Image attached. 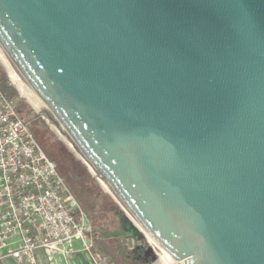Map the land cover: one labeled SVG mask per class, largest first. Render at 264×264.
I'll use <instances>...</instances> for the list:
<instances>
[{
  "label": "water",
  "instance_id": "95a60500",
  "mask_svg": "<svg viewBox=\"0 0 264 264\" xmlns=\"http://www.w3.org/2000/svg\"><path fill=\"white\" fill-rule=\"evenodd\" d=\"M0 52L166 264H264V0H0Z\"/></svg>",
  "mask_w": 264,
  "mask_h": 264
},
{
  "label": "built area",
  "instance_id": "2783aa9c",
  "mask_svg": "<svg viewBox=\"0 0 264 264\" xmlns=\"http://www.w3.org/2000/svg\"><path fill=\"white\" fill-rule=\"evenodd\" d=\"M30 123L0 84V260L36 264L41 251L49 263L70 264L74 242L91 251V234Z\"/></svg>",
  "mask_w": 264,
  "mask_h": 264
},
{
  "label": "rangeland",
  "instance_id": "374dc122",
  "mask_svg": "<svg viewBox=\"0 0 264 264\" xmlns=\"http://www.w3.org/2000/svg\"><path fill=\"white\" fill-rule=\"evenodd\" d=\"M0 80L4 84L2 91H5L6 96L14 102L20 116L26 122H31L36 139L56 165L65 189L71 194L75 206L82 212L84 224L91 234L92 248H100L105 240L98 236H106L110 240L108 242L110 253L116 252V248H123L126 253H132V258L139 261V264H160L159 254L148 236L135 225L114 197L105 192L101 183L89 170L90 167L68 149L51 126L55 127L61 135H65L46 112L45 117L27 98L21 96L1 62ZM86 238L88 239L89 236L86 235ZM130 248H132L131 251ZM98 259L102 264H109L106 257H98Z\"/></svg>",
  "mask_w": 264,
  "mask_h": 264
},
{
  "label": "crops",
  "instance_id": "0c3cea01",
  "mask_svg": "<svg viewBox=\"0 0 264 264\" xmlns=\"http://www.w3.org/2000/svg\"><path fill=\"white\" fill-rule=\"evenodd\" d=\"M103 237H101L102 239ZM103 240V239H102ZM75 253L70 256L68 263L70 264H102L98 257H103L101 248H92L91 251H85L82 248L80 241L75 242ZM99 249V250H98ZM130 251L132 248L129 249ZM36 264H66L65 260L61 256H55V261L49 263L41 251L35 252ZM1 264H18L13 259L0 260Z\"/></svg>",
  "mask_w": 264,
  "mask_h": 264
},
{
  "label": "bare ground",
  "instance_id": "6f19581e",
  "mask_svg": "<svg viewBox=\"0 0 264 264\" xmlns=\"http://www.w3.org/2000/svg\"><path fill=\"white\" fill-rule=\"evenodd\" d=\"M0 62L6 67L7 71H8V74H9V77L10 79L16 84L17 88H18V91L20 92L21 96L22 97H25L27 98L31 103L32 105L34 106V108L41 112L42 115L45 116V111L41 108V106L35 101V99L30 95V93L24 88V86L22 85V83L20 82V80L18 79V77L16 76V74L14 73V71L12 70V68L10 67V65L8 64V62L6 61V59L4 58V56L2 55V53L0 52ZM46 117V116H45ZM51 123V122H50ZM59 135V137L65 142L68 141V139L61 135V133L53 126H51ZM70 147V150H72L76 155L77 157H79L82 162L84 164H86V162L83 160V158L80 156V154H78L73 147ZM87 165V164H86ZM89 168V167H88ZM89 170L92 171V174L94 175V172L92 169L89 168ZM90 171V172H91ZM99 183H101L103 189L105 190V192L109 193L110 195H112V197H114V199L116 200L117 203H119L123 209L125 210V212L127 213V215L131 218L130 214L128 213V211L124 208V206L121 204V202L118 200L117 196L112 192V190L106 185V183L103 181V180H98ZM132 219V218H131ZM132 221L134 222V220L132 219ZM135 223V222H134ZM135 225L137 226V224L135 223ZM138 227V226H137ZM139 228V227H138ZM140 229V228H139ZM151 242V241H150ZM152 243V242H151ZM156 252L159 254V252L157 251V249L155 248ZM159 257H160V264H166L165 261L163 260V258L161 257V255L159 254Z\"/></svg>",
  "mask_w": 264,
  "mask_h": 264
},
{
  "label": "trees",
  "instance_id": "16d2710c",
  "mask_svg": "<svg viewBox=\"0 0 264 264\" xmlns=\"http://www.w3.org/2000/svg\"><path fill=\"white\" fill-rule=\"evenodd\" d=\"M1 86H4L0 80ZM121 233V229H120ZM99 235V234H96ZM103 237V241L105 240L104 243L101 244L100 248L102 249V255L103 257L107 258V263L109 264H139V261L135 260L132 258V253H126L123 248H116V252L110 253L109 247H108V242L110 241L108 237L106 236H98ZM107 239V240H106ZM116 245H118L117 242H114ZM1 264V262H0Z\"/></svg>",
  "mask_w": 264,
  "mask_h": 264
}]
</instances>
